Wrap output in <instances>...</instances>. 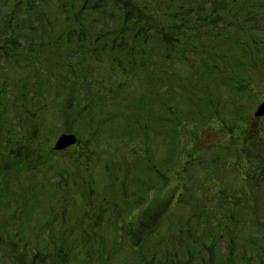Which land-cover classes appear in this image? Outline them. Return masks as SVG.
I'll return each instance as SVG.
<instances>
[{
    "label": "trees",
    "instance_id": "trees-1",
    "mask_svg": "<svg viewBox=\"0 0 264 264\" xmlns=\"http://www.w3.org/2000/svg\"><path fill=\"white\" fill-rule=\"evenodd\" d=\"M261 51L264 0H0V156L44 149L36 133L60 119L87 161L72 168L75 148L42 190L0 175V264H264V126L250 167L224 158L251 153L231 130L181 156L186 130L245 112ZM176 167L173 207L135 231L133 209Z\"/></svg>",
    "mask_w": 264,
    "mask_h": 264
},
{
    "label": "rangeland",
    "instance_id": "rangeland-1",
    "mask_svg": "<svg viewBox=\"0 0 264 264\" xmlns=\"http://www.w3.org/2000/svg\"><path fill=\"white\" fill-rule=\"evenodd\" d=\"M258 45H263V44L260 43ZM260 54H261V57L258 56L257 62L256 63L254 62L255 66L250 70V74L253 77H256V74H257L260 78H264V52L261 51L258 53V55ZM253 70H255L256 74L255 72H253ZM253 88H254L253 93L249 98V102H246V105L242 106L245 109L244 110L245 112L242 113L241 115L234 116L232 113L229 112V114L228 115L226 114V116L223 115L222 117L213 118L212 120L207 121L205 125L198 126L197 128H195L192 134H191V131L189 132L186 130L184 133L185 153L181 156L184 157V155L187 154L186 151L192 154L196 153L197 149L204 144H207L208 146L212 143L213 144L217 143V144H222V145L225 144L226 137L229 134V130H231V133L233 135H236V136L246 135V138L248 139V142L245 143L247 145L246 149L250 151L251 153L249 154L248 152H246L245 154L242 152L243 150L238 151V149L236 148H233L232 149L233 151L231 153L224 154L222 151L220 150L218 151L220 152V154L223 153L225 159L226 157H229L231 159V161L228 162L229 166L231 167L235 166L236 162L240 161L241 158L245 157V164H247L248 167H250L252 165V162H254L253 153L255 154V147H254L255 138L257 136L259 128L264 126V117L259 118V117L254 116V110L256 108V105L261 100L264 99V80L259 82ZM219 95L222 99H226V97L222 94L221 91L219 92ZM139 97H142V95L140 94ZM133 98L134 97H129V98L124 97L122 100L123 106H127V105H130V103H133L131 100L128 101V99H133ZM241 102L244 103L245 100L241 99ZM62 103L63 102H59L58 104L61 105ZM231 108L235 109L234 105H231ZM70 110L71 109H68V114L70 113ZM63 115L66 116L65 114ZM59 118L60 117H57L56 120H58ZM61 121L62 120L59 119L58 121L54 122L56 123V125L53 124V126L51 127L46 126L45 128H47L46 130L47 133L43 131H39L36 133V135H39V137L42 138L41 142L43 141V146L45 147L44 149H41L38 152H30L25 157H22V154H19L20 155L19 158L16 157L15 155H5V152L3 151L4 152L3 155L0 156V175H3V174L8 175V180H7L8 188L12 187V188H15L16 190L17 186L19 185V186H24V189H25L30 184H34V185H37L36 188H38L39 190H42L44 186H39L43 183L41 182V180L46 179L45 183L49 182L48 178L42 176V175H45L43 174L44 172L49 170L51 173L50 174L48 173L46 175H50V176L59 175L57 173V168L60 167L58 163L68 159V157L71 156L72 151H76L75 148L77 147V146L74 147V145L76 144L75 143V144L70 145V147L68 146L62 150H56L53 148L54 141L61 132V131L59 132L58 130L62 126V125L61 126L59 125ZM12 124H13V121H12ZM50 128L52 129L51 131H49ZM36 135L33 134V136H36ZM0 137H3V135H1ZM1 140H4V139L1 138ZM117 145L120 147H118L119 149H114L116 152L122 153L124 156L129 155V157H132V155L130 154L131 149L128 144L126 146H123L120 143H117ZM35 147H36V144H33L29 148L32 151H34L33 149H35ZM76 149L78 150V148ZM222 150H224V148H222ZM79 152L80 150L76 151L75 153L76 165L72 167L73 169H75V167L77 169L82 168L83 166L86 167L87 165L86 159L83 161H80L78 159L79 157L77 156ZM120 160L118 162V165L121 169H123L121 167L122 162ZM144 166L142 162H140V164L137 165L136 162L133 161L132 163L128 164L129 169L127 171H123V173L126 174L127 172L128 175H141V172L145 170ZM18 168L19 170L17 174H14ZM178 168L179 167L174 168L171 172L167 174L169 176L166 178V180L164 179L158 186H156L154 189H151L149 191L147 201L143 205H140L133 209L132 219L134 222L135 231L139 229V223H140L139 220H140L142 213H145V212L152 213V215L155 216V219H154L155 221L157 220V218L167 214L171 210V208L173 207L172 204H173L174 197L177 196V194L180 192L181 186L183 183V179L180 176V175H183V173H182V170ZM106 174L109 175V173H106ZM91 175H96V173L92 172ZM228 175H231V174H228ZM225 178H228V177H225ZM51 180H52L51 181L52 183L54 182L55 184L57 183L59 185L61 183L62 178L59 180V177L52 176ZM194 185L197 186L196 180H194ZM49 186L50 184L47 185V187ZM11 190H14V189H11ZM39 193H40V196H39V200L37 204L38 206L43 207L42 205L43 199L41 200L42 193L41 192ZM259 193L260 194L264 193V188L263 190L260 189ZM54 200H56V197H54ZM17 215H22V214L19 212ZM5 225L6 226L9 225L8 220H6ZM125 241H126L125 239H121L119 241V244L125 243ZM119 246H121V244ZM119 253H117L116 255L117 256L121 255ZM127 253L128 252H126V256H127Z\"/></svg>",
    "mask_w": 264,
    "mask_h": 264
},
{
    "label": "water",
    "instance_id": "water-1",
    "mask_svg": "<svg viewBox=\"0 0 264 264\" xmlns=\"http://www.w3.org/2000/svg\"><path fill=\"white\" fill-rule=\"evenodd\" d=\"M264 115V99L260 101L254 110V116H262ZM76 136L73 133H60L53 144V148L56 150H61L68 147L71 144L76 142Z\"/></svg>",
    "mask_w": 264,
    "mask_h": 264
}]
</instances>
